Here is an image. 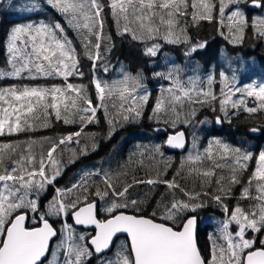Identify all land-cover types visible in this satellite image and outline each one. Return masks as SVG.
Masks as SVG:
<instances>
[{
    "label": "snow or ice",
    "instance_id": "snow-or-ice-1",
    "mask_svg": "<svg viewBox=\"0 0 264 264\" xmlns=\"http://www.w3.org/2000/svg\"><path fill=\"white\" fill-rule=\"evenodd\" d=\"M247 4L264 9V0H41L19 7L9 3L17 12L37 15L50 9L58 19L25 17L28 22L8 32L0 78L16 83L0 86V137L47 129L54 122L77 130L55 138L29 136L0 142V264H93V260L96 264H264V149L257 154L213 138L201 150L196 132L189 141L184 127L207 123V118H198V111L205 108L223 114L215 117L217 124L230 122L241 110L264 113V83L241 86L236 72L205 68L201 76L195 68L188 74L175 64L153 71L152 76L167 86L161 85L150 119L164 125L154 131L164 133L166 139L146 151L150 162L159 156L163 165L143 178L133 177L131 183H120L119 177L114 182L110 171L99 169L84 171L71 186H56L66 167L58 155L69 151L71 164L78 151L88 154L81 138H95L86 128L99 123V111L110 137L118 120L140 118L151 98L142 71L122 70L117 78H104L113 71L110 56L115 47L105 30L109 16L116 34L142 45L146 57L156 58L165 45H184V55L191 56L208 46L207 40L189 32L201 21L214 23L233 45L243 43L248 28L264 38V16L250 21L241 7ZM85 59L90 65L87 83L82 82ZM56 78L61 82L24 83ZM248 132L264 134V125ZM165 145L187 148L171 179L167 175L173 158H165ZM204 161H211V167L201 170L197 165ZM253 162L255 167L250 168ZM138 164L144 166V160ZM224 169L227 175L222 174ZM185 174L216 187L189 191L179 180ZM238 184L240 198L251 201L247 207L225 203ZM139 185H164L167 190L151 215L143 211L147 195L132 198L131 190ZM49 188L52 195L42 203ZM177 192L184 198H177ZM207 201L224 218L210 234L205 250L196 236V213ZM77 226L92 231H79ZM120 236L126 239L117 247Z\"/></svg>",
    "mask_w": 264,
    "mask_h": 264
},
{
    "label": "trees",
    "instance_id": "trees-1",
    "mask_svg": "<svg viewBox=\"0 0 264 264\" xmlns=\"http://www.w3.org/2000/svg\"><path fill=\"white\" fill-rule=\"evenodd\" d=\"M41 2V0H1L0 1V67L5 66L7 52L6 42L7 35L10 28L16 24L28 22L25 17H30L32 20L56 18L55 13L50 9H42L37 15L33 13L17 12L15 8L8 7L9 3L19 6L31 5L32 3ZM244 8L249 20L252 18L264 16V9L259 8L257 10H250L246 5H241ZM106 32L110 33L113 38L115 47L113 48L110 56L113 71H110L105 79H114L120 76L122 70H126L132 74L137 71H142L146 77V87L151 94V98L147 105L144 107L143 115L137 118L133 122H124L122 119L118 120L114 125L115 131L109 137V125L104 117L103 111L98 112L99 123L90 124L86 128V132L95 133V138L82 137V143L87 144L88 154L81 155L79 151L76 154L74 163L68 164L67 161L71 157V153L67 150L59 156L66 163V167L63 170V174L57 180V187L71 186L75 183L79 177L83 174L86 168H92L94 171L103 169L110 171L113 175L114 182L116 177H119L120 183H131L133 177L143 178L146 172H154L158 166H162L165 161H162L159 156L154 161L150 162V155L146 150H150L156 144H162L163 136L154 135L150 127L158 124L155 120L150 119L152 115V106L155 103V98L159 95L161 85L167 86L162 79L154 78L152 76L153 71H164L167 67H172L173 64L181 66L188 74H192V69L197 70L196 74L203 76L204 69L220 71L226 70L237 73V81L242 83H264V38H261L253 33L251 28L246 29L244 41L241 44L233 45L228 40L221 36L217 30V26L214 23L201 21L198 27H190V35L201 39L207 40L208 46L191 56H185V46L176 45V49L172 52L169 51L170 46L165 45L161 53L156 58L146 57L142 54V45L132 41L129 37H121L116 34V29L112 18L109 16L105 25ZM71 35V33H70ZM175 47V45H173ZM166 48V49H164ZM226 57H230L227 59ZM83 70L85 71V78L82 82H88V74L90 65L85 59L82 61ZM60 79H38L36 81H24V83L34 84H52L60 83ZM81 82V81H75ZM16 83L15 80L0 78V86H7L9 84ZM218 83V82H217ZM223 115L219 111L213 112L208 108L198 111V118L203 120L207 118V123L196 126H184L189 136L193 131L196 132L199 139L198 147L202 150L208 145L209 140L213 138H219L234 147H240L241 149L250 150L254 153L264 149V134L250 135L248 129L258 125H264V113H256L250 115L242 110L236 115L232 116L229 120H225L217 128L214 125L213 120L216 116ZM77 126L63 125L59 122H54L51 127L47 129H39L35 132L27 134H19L13 137H0V142H6L8 140H25L29 136L35 139L41 137L55 138L62 134H66L71 131H76ZM93 144L96 145L95 150H92ZM190 147V144H189ZM163 150V149H162ZM145 151L146 155L141 157L140 152ZM165 158L172 157V168L168 170L167 178L171 179L176 168L179 167L182 157L187 154V148L180 154H171L163 150ZM143 159L144 166H139L138 161ZM204 170L211 167V161H204L201 165H197ZM222 174L227 175V169L221 170ZM180 183L189 191H213L216 185L213 183L211 187L208 186L206 181L195 175H183L179 178ZM99 183V178L95 181ZM203 185V186H202ZM227 187V185H225ZM48 189L47 195L43 197L42 202H47V199L52 195ZM241 185H235L232 187L230 199L227 203L230 207L234 206L238 201L237 197H241ZM132 198L143 199L148 196L147 205L143 211L146 215H151L156 201L161 198V193L167 195V190L164 185H157L154 188L147 185H139L131 190ZM252 194L255 195V192ZM177 198H184L177 192ZM168 199L171 196L168 195ZM241 200V198H240ZM241 207H247L251 201L244 199L239 202ZM212 202L207 201V205L201 209H198L197 214H203L204 219L198 218V226L196 228V236L198 243L201 247V241L206 242L209 239L210 233L214 228L212 225L218 223L219 220L215 215L212 207ZM211 210V211H208ZM198 217V216H197ZM211 225L207 231L203 234V226ZM59 227V224H57ZM211 229V230H210ZM124 240L122 238L116 241V246L119 247Z\"/></svg>",
    "mask_w": 264,
    "mask_h": 264
},
{
    "label": "rangeland",
    "instance_id": "rangeland-1",
    "mask_svg": "<svg viewBox=\"0 0 264 264\" xmlns=\"http://www.w3.org/2000/svg\"><path fill=\"white\" fill-rule=\"evenodd\" d=\"M177 47H176V45H175V47L172 45V46H170V50L168 51L166 48H164V49H166V51L167 52H170V51H174L175 49H176ZM248 83H252V82H248ZM248 83H242V84H240L241 86H243V85H245V84H248ZM257 84H262V83H257ZM249 106H253V103L251 102V100H250V103H249ZM191 140V136H189V141ZM22 141H23V139H22ZM65 152V151H64ZM63 152V153H64ZM258 152L259 151H256L255 153H257L258 154ZM59 156L60 155H58V158H59ZM249 167L250 168H254L255 167V164H254V162L253 163H251L250 165H249ZM86 170H88V171H94L92 168H86ZM247 176H248V173H245V176H244V180H245V182L247 181ZM93 180H97V178L96 177H93L92 178ZM91 182V181H90ZM51 192H53V190L51 189L50 190ZM254 195V194H253ZM230 199V197L229 198H227L226 200H225V202L227 201V200H229ZM46 199H44V201H45ZM43 201V202H44ZM237 201L238 202H243L244 201V199H241L240 200V196L239 197H237ZM42 202V203H43ZM213 205H212V207L211 208H213V209H215L214 210V212H215V215L217 216V219L219 220V222L218 223H215V224H213L212 225V228H214V230H212V232L210 233V234H213V233H215L216 231H217V229L219 228V226H220V221L224 218L223 217V215H222V212H221V210L214 204V203H212ZM208 211H211V210H208ZM197 216H198V218H200V219H203V220H205L204 219V215L203 214H197ZM209 228H211V225H206V226H203V229H204V232H203V234H204V236H205V234H207L208 233V229ZM211 230V229H210ZM201 243H203V244H201V248L202 249H205V250H207L208 249V246H209V244H210V240L208 239L206 242H202L201 241ZM93 264H96V261L95 260H93Z\"/></svg>",
    "mask_w": 264,
    "mask_h": 264
},
{
    "label": "water",
    "instance_id": "water-1",
    "mask_svg": "<svg viewBox=\"0 0 264 264\" xmlns=\"http://www.w3.org/2000/svg\"><path fill=\"white\" fill-rule=\"evenodd\" d=\"M247 8L250 9V10H256V9H258V8L252 7L250 4H247ZM160 127H162V126H153V127H151V131H152L153 133L157 134V135H159V134H164V133H161V132L154 131V129H157V128H160ZM250 134H253V133H250ZM253 135H255V134H253ZM165 139H166V137H165ZM163 148H164L165 150H167V151H170V152H174V151L181 152V151H183V150H181V149H173V148H169V147H167L166 145H165ZM71 222H72V221H71ZM77 227L85 228V227H83V226H77ZM88 229H91V228H88ZM120 237H123L124 239H126L125 236H120Z\"/></svg>",
    "mask_w": 264,
    "mask_h": 264
},
{
    "label": "flooded vegetation",
    "instance_id": "flooded-vegetation-1",
    "mask_svg": "<svg viewBox=\"0 0 264 264\" xmlns=\"http://www.w3.org/2000/svg\"><path fill=\"white\" fill-rule=\"evenodd\" d=\"M69 223H71V219H69ZM79 231H92V229H88V228H79Z\"/></svg>",
    "mask_w": 264,
    "mask_h": 264
}]
</instances>
